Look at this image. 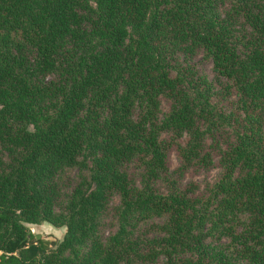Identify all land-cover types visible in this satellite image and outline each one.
I'll use <instances>...</instances> for the list:
<instances>
[{
    "label": "trees",
    "instance_id": "obj_1",
    "mask_svg": "<svg viewBox=\"0 0 264 264\" xmlns=\"http://www.w3.org/2000/svg\"><path fill=\"white\" fill-rule=\"evenodd\" d=\"M0 264H264V0H0Z\"/></svg>",
    "mask_w": 264,
    "mask_h": 264
},
{
    "label": "rangeland",
    "instance_id": "obj_2",
    "mask_svg": "<svg viewBox=\"0 0 264 264\" xmlns=\"http://www.w3.org/2000/svg\"><path fill=\"white\" fill-rule=\"evenodd\" d=\"M193 62L195 66L197 67V69L202 74L206 75L209 78V80H214L215 74L212 71L211 60L205 57H202L201 54H199L198 56L194 58ZM165 105L166 104H164V107ZM170 158H171V163H172L171 166L172 167L177 166L178 160L176 158V155L173 152H171ZM219 171H220V168L218 166H214L208 170H205L202 168L193 169V170H189L185 172L182 180L184 182H189L192 180V181H196L197 183L201 185H204L206 182H209V183L213 182V180H215V178L218 176ZM114 200L117 203V199H114ZM27 226L37 236L43 237L49 241H52L53 243H57L59 240H61L66 231L65 227H55L48 222H40L37 224L29 223L27 224ZM113 230L114 228L110 226V228H108L106 232L108 233L109 231H113Z\"/></svg>",
    "mask_w": 264,
    "mask_h": 264
}]
</instances>
